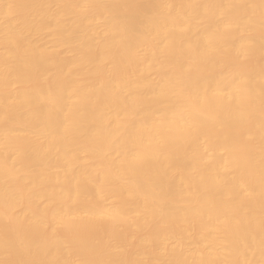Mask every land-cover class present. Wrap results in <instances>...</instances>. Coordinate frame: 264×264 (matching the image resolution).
<instances>
[{"label":"bare ground","instance_id":"6f19581e","mask_svg":"<svg viewBox=\"0 0 264 264\" xmlns=\"http://www.w3.org/2000/svg\"><path fill=\"white\" fill-rule=\"evenodd\" d=\"M0 264H264V0H0Z\"/></svg>","mask_w":264,"mask_h":264}]
</instances>
